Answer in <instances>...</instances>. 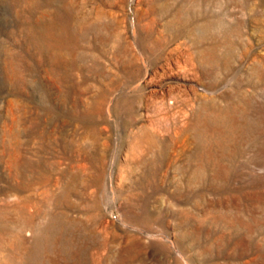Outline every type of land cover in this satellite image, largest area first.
I'll return each instance as SVG.
<instances>
[{
  "label": "rangeland",
  "instance_id": "obj_1",
  "mask_svg": "<svg viewBox=\"0 0 264 264\" xmlns=\"http://www.w3.org/2000/svg\"><path fill=\"white\" fill-rule=\"evenodd\" d=\"M0 264H264V0H0Z\"/></svg>",
  "mask_w": 264,
  "mask_h": 264
}]
</instances>
